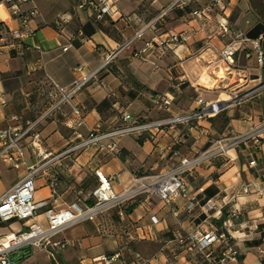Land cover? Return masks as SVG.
Listing matches in <instances>:
<instances>
[{
  "label": "crops",
  "instance_id": "crops-1",
  "mask_svg": "<svg viewBox=\"0 0 264 264\" xmlns=\"http://www.w3.org/2000/svg\"><path fill=\"white\" fill-rule=\"evenodd\" d=\"M172 1L113 0L112 12L95 19L86 8L78 7L77 0H30L22 7L36 6L35 31L17 39L8 31L18 26L17 19L0 2V127L16 124L8 118L12 113L19 114V124L24 125L47 109L46 76L68 84L77 75V67L93 69L108 51L116 52L112 62L99 72L98 80L104 84L92 81L73 100L80 108V125H73L77 117L67 104L38 124L39 150L49 154L46 158L30 147L27 138L22 143V165L14 167L0 159V195L23 176L27 166L38 168L34 200H47V205L35 212L41 226H47L44 212L48 207L63 209L75 202L92 201L87 194L97 184L96 169L110 176L112 189L120 193L131 186L135 176L165 172L183 157L202 155L215 139L225 137L224 142H232L235 135L264 120V89L242 96L264 80V64L259 70L254 68L255 55L246 42L236 53L234 69L249 77L243 80L235 77L234 70H223L219 50L230 37L221 35L214 19L223 16L231 29L251 39L260 38L264 50V0H187L157 18L160 9ZM194 10L202 13L195 16ZM58 12L71 16L63 27L53 23ZM139 30L142 35L133 38ZM177 32H186L188 38L163 53L146 51V60L133 56L153 36ZM164 93L173 97L168 106L155 99ZM199 97L217 99L224 108L215 115L180 123L159 133L156 140L145 133L119 136L116 153L95 146L65 151L90 129L104 131L123 124V111L152 120L189 112L197 107ZM252 159L255 164L249 165ZM53 176L57 182L51 188ZM181 177L196 198L190 208L179 194L163 201L144 192L67 225L51 238L67 240L62 249L53 250L46 242L35 247L33 254L23 256L20 252L19 264H134L140 259L148 264H206L197 250H187L176 237L208 224L218 233L224 232L222 222L233 206L237 213L230 219L229 231L240 254L227 264H262L264 195L244 193L242 186L251 180H264V132L257 142L240 141L226 154L203 157ZM209 198L218 210L205 211L203 203ZM30 221L13 218L2 222L0 235L26 229ZM116 251L120 256L109 262L101 258Z\"/></svg>",
  "mask_w": 264,
  "mask_h": 264
},
{
  "label": "built area",
  "instance_id": "built-area-1",
  "mask_svg": "<svg viewBox=\"0 0 264 264\" xmlns=\"http://www.w3.org/2000/svg\"><path fill=\"white\" fill-rule=\"evenodd\" d=\"M30 0H0L5 4L10 13L17 19L18 26L10 28L9 34L12 38H23L34 33L32 22L35 16L38 15V10L35 5H30L27 8L22 7V4ZM78 7L86 8L89 15L95 19L102 18L104 15L112 12L113 0H77ZM187 0H173L170 4L160 9L157 18L164 16L173 6L182 4L185 5ZM201 10H194L192 14L199 16ZM219 32L221 35H227L230 40L225 43L219 50L220 66L223 70L230 72L234 70L236 78L246 80L249 74L240 75V72L234 69L235 56L238 50L242 48L244 43L248 42L255 55L256 66L259 70L264 64V50L260 47V38H248L241 31L231 29L226 19L223 16L214 17ZM71 20L70 14L67 12H58L54 18L53 23L57 27H63ZM142 32L139 30L135 33L133 38L140 37ZM188 38L186 32L167 33L162 37L153 36L146 40L140 50L133 53V56L146 60L145 52L154 51L163 53L167 48L184 42ZM128 40L126 44L130 43ZM66 47H64L65 49ZM115 51H108L102 62L95 68L83 71L82 68L77 67V75L68 83L60 84L49 76L43 80L46 84L45 95L48 99L47 109L39 114L33 120H26L24 125L19 124L21 116L16 113L9 115V120L16 122V124H8L5 127H0V159L11 164L14 167H19L24 163L23 141L28 138V144L36 151V153L46 158L49 154L39 150L41 146V137L38 129L40 121L49 116L53 111L60 109L67 104L71 108L72 114L77 119L73 125H80L82 118L80 117V108L73 102L75 96L79 91L91 83L98 81V85H103V81L98 80L99 72L106 68L114 59ZM264 89V80H260L258 86L243 93L244 96L257 94ZM162 106H168L173 97L168 93L155 98ZM197 107L189 112L182 114H171L166 117L146 120L141 117H135L128 111L121 112V119L123 124L101 131L98 128L90 129L86 136L79 142L70 145L65 151L77 152L81 148L87 146H95L99 149H104L111 153H116L118 146L116 138L129 133H145L151 140H156L159 133H165L167 130L173 129L180 123H187L193 118H200L202 116H211L217 114L224 108V104L219 100H205L201 97L197 99ZM264 132V120L257 124L252 130L240 135H235L232 142H224L225 137L215 139L211 146L199 156L193 158H181L179 164L173 166L165 172H158L155 174L147 173L135 176L132 180L131 186L125 188L122 192L116 193L111 187V177L105 175L100 170H94L97 178V184L87 194V197L92 199L91 204L84 202L72 203L68 208L55 209L48 207L45 209V217L47 226H41L35 220V212L38 208L47 205V200H34V177L37 167L27 166L26 172L23 176L8 190L0 195V223L16 219H30L26 229H21L16 232H7L0 235V264H15L9 254L18 250L23 245L31 244L34 247H41L46 242H49L53 250L64 248L68 241L65 239L51 240L54 235L63 230L67 225L79 221L86 217L101 212L107 206L114 202L120 203L123 199L136 196L138 194L147 192L156 194L159 199L168 201L174 194H179L187 200V208L196 202L194 195L190 194L187 189V184L181 177V173L187 171L191 166L197 164L203 157H208L216 154H226L228 148L240 141L253 139L258 141L260 134ZM232 133V130H229ZM249 165H254L255 161L252 159L248 162ZM57 182V177H51L49 185L51 188ZM244 193H253L257 195H264V180H251L242 186ZM205 211L210 209H217V204L212 198L206 199L203 203ZM218 210V209H217ZM237 213V208L233 206L228 217L222 222L225 231L218 233L214 227L208 224L206 228L199 229L188 233L186 236L177 235L176 240L180 244H185L187 250L195 249L200 254L202 261L206 264H227V262L234 260L239 254L240 249L233 242L229 228L231 226L230 219ZM153 222L157 221L155 216H151ZM219 244L216 245V242ZM120 256L118 251L111 255L101 256L106 262ZM264 264V260H261ZM134 264H148L146 260L140 259Z\"/></svg>",
  "mask_w": 264,
  "mask_h": 264
},
{
  "label": "rangeland",
  "instance_id": "rangeland-1",
  "mask_svg": "<svg viewBox=\"0 0 264 264\" xmlns=\"http://www.w3.org/2000/svg\"><path fill=\"white\" fill-rule=\"evenodd\" d=\"M92 200V199H91ZM29 219H23V222L26 223L28 222ZM43 247V246H41ZM38 248V247H37ZM35 247L31 244H27V245H23L21 248H19L16 251H13L9 254V257L11 258V260L15 263V264H19L22 263V259L18 257L20 252H23V256L34 252ZM53 256H55L54 253H52ZM31 264H35V262H32Z\"/></svg>",
  "mask_w": 264,
  "mask_h": 264
},
{
  "label": "trees",
  "instance_id": "trees-1",
  "mask_svg": "<svg viewBox=\"0 0 264 264\" xmlns=\"http://www.w3.org/2000/svg\"><path fill=\"white\" fill-rule=\"evenodd\" d=\"M87 203H88V204H91V203H92V201H88Z\"/></svg>",
  "mask_w": 264,
  "mask_h": 264
},
{
  "label": "bare ground",
  "instance_id": "bare-ground-1",
  "mask_svg": "<svg viewBox=\"0 0 264 264\" xmlns=\"http://www.w3.org/2000/svg\"><path fill=\"white\" fill-rule=\"evenodd\" d=\"M218 73H221V71L219 70V72Z\"/></svg>",
  "mask_w": 264,
  "mask_h": 264
}]
</instances>
